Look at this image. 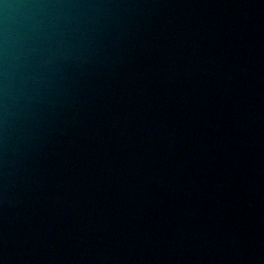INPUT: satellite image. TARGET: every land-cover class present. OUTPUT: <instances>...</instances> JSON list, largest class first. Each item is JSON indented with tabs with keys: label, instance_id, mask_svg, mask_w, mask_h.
<instances>
[{
	"label": "water",
	"instance_id": "95a60500",
	"mask_svg": "<svg viewBox=\"0 0 264 264\" xmlns=\"http://www.w3.org/2000/svg\"><path fill=\"white\" fill-rule=\"evenodd\" d=\"M0 264H264V0H2Z\"/></svg>",
	"mask_w": 264,
	"mask_h": 264
},
{
	"label": "clouds",
	"instance_id": "9594fccd",
	"mask_svg": "<svg viewBox=\"0 0 264 264\" xmlns=\"http://www.w3.org/2000/svg\"><path fill=\"white\" fill-rule=\"evenodd\" d=\"M0 2H2V0H0Z\"/></svg>",
	"mask_w": 264,
	"mask_h": 264
}]
</instances>
